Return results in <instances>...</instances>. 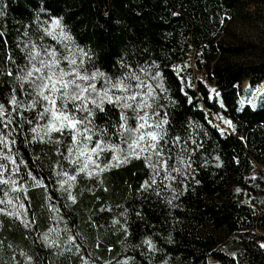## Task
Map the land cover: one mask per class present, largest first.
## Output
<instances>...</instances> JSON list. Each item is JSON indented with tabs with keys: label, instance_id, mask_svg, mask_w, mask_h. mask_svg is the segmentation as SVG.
I'll return each instance as SVG.
<instances>
[{
	"label": "snow or ice",
	"instance_id": "6c2138e0",
	"mask_svg": "<svg viewBox=\"0 0 264 264\" xmlns=\"http://www.w3.org/2000/svg\"><path fill=\"white\" fill-rule=\"evenodd\" d=\"M53 2L43 0L42 6L37 3L38 10L28 23L21 25L15 42L18 53L8 47L7 33L0 31L4 52L0 77L12 81L6 91L0 89V215L19 220L25 230L30 226L38 228L35 218L23 217L29 212L25 201L30 202V190L41 188L46 206L56 214L54 219L59 226L39 233L38 242L60 253L73 248L80 252L63 208L77 205L84 192L95 193L98 187L107 192L104 174L113 168L142 161L147 177L133 195L139 205L118 204L117 211L110 205L98 209L112 215L111 227L121 231L127 241L132 235L130 217L143 219V209L149 201L178 207L175 201L187 191L188 182L200 183L194 157L204 150L203 137L207 132L197 131L200 126L190 119L186 126L173 124L168 109L177 102L165 85L160 65L145 58L147 49L126 51L105 66L93 47L78 42L66 13L57 12ZM4 15L0 10V16ZM230 18L225 13L220 23ZM173 70L182 80L181 67L173 66ZM248 89L252 98L246 102L255 109L257 99L264 101V88L250 84ZM211 91L219 96L215 89ZM220 119L228 125L227 129L217 126L221 135H227L229 130L236 132L232 120ZM25 152L30 159H25ZM214 159L219 162L217 166L222 165L219 156ZM208 164L209 159L205 158L203 166ZM236 193L240 194L241 189L236 188ZM89 223L101 226L91 217ZM258 243L264 249V241ZM3 246L4 241L0 240V249ZM8 248L15 264H19L17 257H22L25 264H36L33 255L14 249L11 244ZM129 249H143L149 261L161 251L151 235L136 244L125 243L124 251ZM231 256L239 264L238 253ZM90 261L96 264L91 254L89 259L81 257V264ZM135 261V255L117 254L104 264ZM160 264H168V260Z\"/></svg>",
	"mask_w": 264,
	"mask_h": 264
},
{
	"label": "trees",
	"instance_id": "16d2710c",
	"mask_svg": "<svg viewBox=\"0 0 264 264\" xmlns=\"http://www.w3.org/2000/svg\"><path fill=\"white\" fill-rule=\"evenodd\" d=\"M101 1L104 4L107 3V0ZM234 1L132 0L126 4L112 2L111 18H105L98 14L95 0H54L52 6L54 9L58 7L59 12L66 13V19L78 42L93 47L105 66H110L126 51L131 52L134 48L147 49L145 58L153 59L159 65L164 66L172 60V53L177 51L186 39L188 26V22L185 20L186 15L197 24L196 34L200 38L207 39L211 37L210 33L213 29L218 27V22L224 12L233 11ZM40 2L41 0H0V10L5 12L6 19L9 20L7 15H13V18L17 19L12 25L9 23L8 28L21 29V25L28 23L29 18L38 10L34 5L40 4ZM30 4L34 6V13L28 12L29 9L26 8V5ZM172 5H175L184 15L176 20L180 22L179 26L166 32L165 29L171 21L169 8ZM21 10L24 11V14ZM8 47L14 54L19 51L12 43H9ZM3 58L2 48L0 49V62L3 61ZM220 69L225 74L226 81L236 74V68L224 66ZM6 80L8 83H5ZM11 83L10 78L0 77L1 89L6 91ZM230 103H233L231 99L228 104L230 105ZM180 110L182 109H178L176 104L168 109L174 125H179L176 123V117L180 115ZM247 112L245 109L244 114ZM189 116L192 118L191 121H197L191 115ZM240 118L244 122H248L247 115ZM188 122L185 121L179 126H186ZM249 122H252L251 130L247 129L245 125L242 126V130L246 132L248 148L252 154L260 155L264 161V111L252 114L249 117ZM201 130L207 132V136L203 137L204 150L198 151L194 157L199 166L196 179L200 183L197 184L195 180L188 182L187 191L180 196L179 200L175 201L178 207L172 208L160 201H149L144 206L143 219H137L134 215L130 217L132 235L126 241L121 231H116L111 227L112 215L100 213L98 209L102 205L113 204L132 207L135 203L138 206L140 201L134 202L133 195L135 189L147 177V169L144 168L142 161L135 160L120 168H113L104 174V187L108 188L107 192L103 190V187H98L95 193L84 192L77 205L61 210L66 215L69 227L72 228V234L77 237L76 243L80 245V252L73 248L71 252L60 253L56 249L42 247L38 242L39 233L59 225L54 219L56 214L51 213L46 206L44 190L33 188L29 192L30 202L25 201L29 212L23 218L25 220L30 216L35 218L39 227L30 226L28 230H25L19 220L0 215V240L4 241V246L0 249V264H15L12 259V250L8 248L9 244L14 249H22L33 255L36 264H81V257L89 259V254L96 260V264H104V259L111 261L112 257L117 254L135 255V264H160L164 259L168 260V264H197L199 255L196 248L193 247L197 241H201L198 246L206 248L214 242L216 231L230 230L236 224L244 226L243 222L250 219V210L240 201V195L235 191L234 197L231 199L233 203H221L215 206H206L199 196L201 192L211 194L229 187L225 183L224 166L231 174L238 175L240 182L236 183L237 188L242 190L243 180L246 176L245 168L249 165L248 155L240 142L229 136L215 135L210 129L204 127L197 129V131ZM233 154L237 155L239 163L234 162ZM215 156L220 157L221 166H217L219 162L215 161ZM205 158L209 159L207 166H203ZM25 159H30L26 152ZM253 170L255 169L253 168ZM47 171L48 169L45 167V175ZM256 174L254 172L253 176L257 177ZM96 197H100V199L97 200ZM113 210L117 211L116 208ZM90 217L97 220L101 226L97 228L91 225ZM182 223L187 225V229L193 225H196V228L189 229L182 235V232L178 231L181 229ZM262 226H264V218ZM202 231L209 233L206 238L202 239ZM146 235H151L157 247L161 249L151 261L144 254L143 249H138L135 252L131 249L127 252L124 251L125 243L136 244ZM97 244L100 247H97ZM109 246H111V251H109ZM252 247L257 263L264 264L263 249L256 243H253ZM17 260L19 264H25L22 257H17Z\"/></svg>",
	"mask_w": 264,
	"mask_h": 264
},
{
	"label": "rangeland",
	"instance_id": "374dc122",
	"mask_svg": "<svg viewBox=\"0 0 264 264\" xmlns=\"http://www.w3.org/2000/svg\"><path fill=\"white\" fill-rule=\"evenodd\" d=\"M95 1L98 14L105 18H111L112 2L126 4L132 0H107L106 4L101 0ZM162 1L171 2L172 0ZM42 3L43 0L40 4ZM34 6L33 4L26 5V8L29 9L28 12L34 13ZM233 7L232 12H224L231 18L225 19L223 24L219 21L218 27L213 29L210 33L211 37L207 39L200 38L196 34L197 24L186 15L185 20L188 22V26L185 41L177 51L172 53V60L164 66L160 65L164 73L165 85L168 87L171 97L176 100L178 109H182L179 111L180 115L176 117V123L181 125L189 119L192 120L189 118L191 115L201 128L210 129L215 135H220L217 126L228 128V125L224 124L220 117L230 119L236 126V132L233 133L229 130L228 134L224 136H229L240 142L249 158L247 160L249 165L245 168L244 187L239 195L240 201L250 210V219L243 222L244 226L236 224L230 230L216 231L214 242L206 248L198 246L201 241H197L193 246L199 255L197 264H236V260L231 256L233 252L238 253L239 264H258L259 262L257 263L253 256L252 246L253 243L259 246L258 242L264 241V226H262L264 218V161L260 155L256 156L251 153L246 141V132L242 130L243 125L251 130L252 122H249V117L264 111V101L257 99L255 109L246 102L247 99L252 98L248 89L250 84L253 88L257 86L264 88V0H235ZM57 8L55 10L59 12ZM169 11L171 21L165 29L166 32L179 26L180 22L176 20L184 15L175 5H172ZM173 13H177V15H173ZM5 15L0 16V31L6 32L9 43L15 45L19 36L18 30L9 29L8 24L12 25L16 18H13V15H7L9 21ZM173 66L181 67L182 80L176 75ZM224 66L236 68V74L229 81H226L225 74L220 69ZM212 89H215L219 96L212 92ZM230 99L233 103L229 105ZM242 101L245 102L241 103ZM221 102L224 107H221ZM245 109L248 111L247 114H244ZM183 111L185 113H182ZM244 115L248 116V122H244L240 118ZM240 137L245 139L242 141ZM232 157L236 162L237 155L233 154ZM224 171L225 183L229 187L224 188L223 192L220 190L211 194L201 192L199 196L206 206L233 203L231 199L238 187L236 183L240 182V179L237 174H231L225 166ZM254 172L257 173V177L251 179ZM110 206L115 209L116 204ZM194 227L196 228V225L189 226V229ZM189 229L185 223H182V227L178 231L183 235V232H188ZM202 234L203 239L209 233L202 231ZM190 256H192L191 253ZM214 256L217 258H213ZM104 261L107 260L104 259Z\"/></svg>",
	"mask_w": 264,
	"mask_h": 264
}]
</instances>
